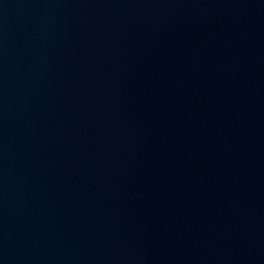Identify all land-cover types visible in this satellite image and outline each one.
<instances>
[{
  "label": "water",
  "instance_id": "obj_1",
  "mask_svg": "<svg viewBox=\"0 0 264 264\" xmlns=\"http://www.w3.org/2000/svg\"><path fill=\"white\" fill-rule=\"evenodd\" d=\"M0 264H264V0H0Z\"/></svg>",
  "mask_w": 264,
  "mask_h": 264
}]
</instances>
